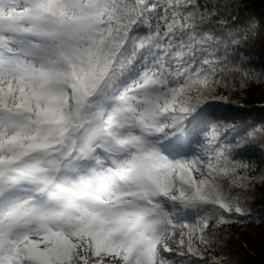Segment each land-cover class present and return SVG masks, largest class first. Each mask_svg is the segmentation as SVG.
<instances>
[{
  "label": "snow or ice",
  "instance_id": "1",
  "mask_svg": "<svg viewBox=\"0 0 264 264\" xmlns=\"http://www.w3.org/2000/svg\"><path fill=\"white\" fill-rule=\"evenodd\" d=\"M240 8L0 0V264L206 262L221 226L251 215L264 171L238 157L264 152V127L213 110L251 79L230 58Z\"/></svg>",
  "mask_w": 264,
  "mask_h": 264
},
{
  "label": "trees",
  "instance_id": "2",
  "mask_svg": "<svg viewBox=\"0 0 264 264\" xmlns=\"http://www.w3.org/2000/svg\"><path fill=\"white\" fill-rule=\"evenodd\" d=\"M233 14L242 22L238 26L241 32L247 31L248 35L247 43L238 37L242 41L240 49L230 53V58L243 57L251 79L244 87L237 79L234 85L229 83L227 90L220 88L217 95L227 99L214 101L213 110L222 124L238 128L264 127V0H241L240 11ZM223 54L221 50L220 55ZM238 159L253 165L254 176L258 177L264 171V152L258 147L249 148ZM243 206L251 210V215H234L232 222L222 225L216 233L214 250L208 252L209 259L202 262L198 257H192L189 264H211V257L219 264H264V184H255ZM181 259L177 257V264Z\"/></svg>",
  "mask_w": 264,
  "mask_h": 264
}]
</instances>
